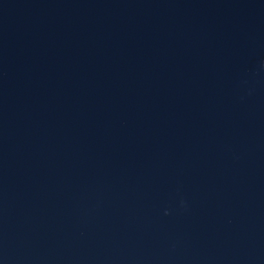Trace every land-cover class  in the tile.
Returning a JSON list of instances; mask_svg holds the SVG:
<instances>
[{"label":"water","instance_id":"water-1","mask_svg":"<svg viewBox=\"0 0 264 264\" xmlns=\"http://www.w3.org/2000/svg\"><path fill=\"white\" fill-rule=\"evenodd\" d=\"M0 264H264V0H0Z\"/></svg>","mask_w":264,"mask_h":264}]
</instances>
